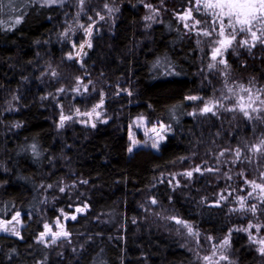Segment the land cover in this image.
Listing matches in <instances>:
<instances>
[{
  "label": "trees",
  "instance_id": "obj_1",
  "mask_svg": "<svg viewBox=\"0 0 264 264\" xmlns=\"http://www.w3.org/2000/svg\"><path fill=\"white\" fill-rule=\"evenodd\" d=\"M200 7L0 0V220L18 212L25 224L22 239L0 236V264H208L220 249L228 259L219 264H264V192L250 183L264 184V147L253 151L264 140V106L250 119L231 99L241 87L264 98V43L237 29L218 62L220 28ZM99 16L82 68L67 57L85 40L78 26ZM103 99L108 123L59 129L62 114L91 112ZM140 117L172 130L160 152H129ZM77 207L88 210L66 224L67 239L38 242Z\"/></svg>",
  "mask_w": 264,
  "mask_h": 264
},
{
  "label": "rangeland",
  "instance_id": "obj_2",
  "mask_svg": "<svg viewBox=\"0 0 264 264\" xmlns=\"http://www.w3.org/2000/svg\"><path fill=\"white\" fill-rule=\"evenodd\" d=\"M43 3L47 4V5H53L56 4L58 0H56L55 3L51 2V0H48V2H46V0H41ZM212 13L213 10L212 9H207L206 13ZM101 17H103V19H101ZM210 18H213V16L211 15ZM105 17L104 16H99L98 20L92 24H90L89 26H83L81 25L80 27L78 26V28H80L84 34L85 40L83 43H81L80 45H73V52L72 54L68 55L67 59L69 61H74L76 62L80 67L83 68L84 62L87 59V57L92 53L93 50V41L95 39L96 36H98V34L100 33V24L105 22ZM227 18H225V24H227ZM89 27H91L92 31L91 34L89 35L88 32L86 31V29H88ZM220 28V26H219ZM217 30V29H216ZM219 31L220 29H218L217 31V35L216 36V40L213 42L214 47L213 49L215 50L217 47H219L218 41H220L221 39H224V37H221L219 35ZM228 31L225 29V36H227ZM91 43V47H88V43ZM83 46V47H81ZM229 46L225 49H222V55L217 54L216 55V59H218V62L221 61V59H225L226 57V52L228 50ZM234 92V91H232ZM234 96H231V99L234 100V107L235 109L239 110V103H243L245 105H247L248 103H250V101L248 100V96L249 93L246 91H241V88L239 90H237L236 92H234ZM251 95L253 97V99H255V97L259 94H256L254 92L251 91ZM240 97H243V101L240 100ZM260 100H264V98L262 96H260ZM199 101V99L196 100H188V102H197ZM105 102L106 100L103 99V101L95 108V112H93V110L91 112L88 113H83V112H77L75 115L73 116H68V115H64L62 114L60 116V121H59V129H63L70 121H76L77 123H79L82 126L88 127V128H96L99 124H106L109 122L108 119H106L104 117V107H105ZM264 105H261L259 101H256L252 107H256V108H260L262 110V107ZM247 111H249L251 118L253 117V115L259 113V112H252L251 108H247ZM239 112L243 113L242 111L239 110ZM91 114V115H89ZM244 114V113H243ZM65 116V117H70V119H67L64 121V125L63 127L60 126L61 123V117ZM249 118V117H248ZM163 124L161 122H155V123H151L149 122L147 119L140 117L135 119L130 127H129V131H128V136H129V142L131 144V148L132 151L130 152L131 154H133L135 151L141 149V148H147V149H152L155 152H160L162 146L166 143L168 137L172 134V130L166 126H165V130H161L160 129V125ZM93 125H95L93 127ZM155 128L156 132H159L160 136L163 137V139H160V136H157L156 132H153L152 129ZM133 141H136L137 143L134 145ZM158 141V147H152L153 143H156ZM77 209H82V211H77ZM87 208L86 207H77L74 208L73 213L71 214H67V213H63L61 214V217L56 220L54 222V224L52 225H48L50 231L48 232V235L45 236V239L43 242H41L40 240V236L38 238V242H40L42 245L46 246V247H50L54 244H56L57 242H59L60 240L63 239H67L69 236L67 237H55V242H53L54 237L52 236V233L55 232H59L61 231V229H63L64 231H66V224L69 221H75L78 219V217L83 216L87 213ZM75 216V219H72V217ZM22 215L20 214L18 217V221H14V220H10L11 223H8L7 226L9 228H14L17 232H19V236L14 235L11 231H0V236L1 235H7V236H12L18 239H22V231L25 228V224L23 222L22 219ZM3 221V220H0ZM7 222V221H5ZM47 230L44 229V232H46ZM43 232V233H44ZM261 247L262 245L259 244ZM225 248V246L223 247ZM222 248V249H223ZM224 255L225 253L223 251H221L219 253H216L215 251V255L211 256V262L208 261V264H214L215 261H219V263L223 262L224 260L220 259V256Z\"/></svg>",
  "mask_w": 264,
  "mask_h": 264
},
{
  "label": "snow or ice",
  "instance_id": "obj_3",
  "mask_svg": "<svg viewBox=\"0 0 264 264\" xmlns=\"http://www.w3.org/2000/svg\"><path fill=\"white\" fill-rule=\"evenodd\" d=\"M46 2H48V0H46ZM51 2L55 3L56 0H51ZM81 2L83 3V0H81ZM195 3H196L197 12L201 10V7H200L201 4L203 5V8L205 10L207 9L213 10V12L211 13V15L213 16L212 23L214 25L218 24L220 26L219 35L221 37H224V39H221L220 41H218L219 47H217L214 50L213 59L216 58L217 54L222 55V49L226 50V48L231 45L232 41L235 40L236 38L237 29L240 32L249 33L251 40L260 41L261 43H264V40L261 39V36H264V0H195ZM190 18H192V9H189L185 13V15L181 17V19H190ZM225 18H227L228 20L227 24H225ZM101 19H103V17H101ZM145 19L151 20L152 17L148 16V17H145ZM19 22H20L19 20L16 21V23H19ZM195 23L199 24L200 21L197 20L195 21ZM187 26L188 25L186 24L185 27ZM225 28H230L232 30L231 33L229 34L230 38L225 36ZM86 31L90 35L92 31L91 27L86 29ZM258 32L260 33V35H258ZM203 35L208 36V35H211V33L208 31H204ZM242 43L244 45H248L249 40L245 39L242 41ZM252 46H254V44ZM88 47H91L90 42L88 43ZM220 63H225V61L221 59ZM229 91H232V89H229ZM241 91H246L249 93L248 100L250 101V103H248L247 105L243 103H239L238 105L239 110L242 111L246 117H249L251 119V115L249 111H247L246 109L251 108L252 112H259L261 111V109L252 107V105L256 101H259L261 105H264V100H260L259 95H257L255 99H253L251 95V89H244L243 87H241ZM187 99L196 100V99H199V97L193 96V97H188ZM243 99H244L243 97H240L241 101H243ZM213 107L214 105L205 106L204 108L201 109V112L203 113L211 112L213 110ZM230 110H235V109H230ZM93 112H95V109H93ZM192 114L195 115V113H192ZM67 119H70V117H65V116L61 117V123H60L61 127H63L64 121ZM94 126L95 125H93V127ZM160 129L162 131L165 130V126L161 124ZM152 131L156 132V129L153 128ZM156 134L157 136H160L159 132H156ZM160 139H163V137L160 136ZM136 143H137L136 141H133L134 145ZM152 147H158V141L156 143H153ZM261 147H264V140L261 141L260 145L255 146L253 148V151H260ZM33 148H35V146H33ZM128 150L129 152H131L132 148H129ZM221 155H223V153H221ZM236 156L237 157L240 156L239 149L236 150ZM196 171H199V169H196ZM187 175L191 176L192 173L188 172ZM250 183L253 185L254 190L260 189L261 192H264V184H256L255 182H250ZM63 190L64 189H61V191ZM249 195H251V193H249ZM152 202L156 203L155 200H153ZM244 207L245 206L243 203V198H241V209H243ZM249 210L252 212H255L256 207L252 206ZM77 211H82V209H77ZM19 215L20 214L17 212L16 215L12 217V220L19 222L18 221ZM72 219H75V216H73ZM8 223H11V221H7V222L0 221V231H6V232L11 231L14 235L19 236L20 235L19 232H17L14 228H9L7 226ZM177 223H183L184 226L187 228L189 234L198 235V233H194L193 228L190 224H187L186 222H181L179 220H177ZM249 227H251V225ZM45 229L47 231L44 233H41V236H40L41 242L44 241L45 236L48 235V232L50 231L48 225H45ZM68 235L69 233L64 231L63 229H61V231L59 232L52 233V236L54 237L53 242H55V237H60V236L67 237ZM259 243L262 245V247L259 250L262 254H264V240H260ZM228 244H229V241L225 239L223 242V246H227ZM213 255H215V252H213ZM220 259L227 260L228 258L227 256L221 255ZM204 260L211 262V257H204ZM214 264H219V261H215Z\"/></svg>",
  "mask_w": 264,
  "mask_h": 264
}]
</instances>
